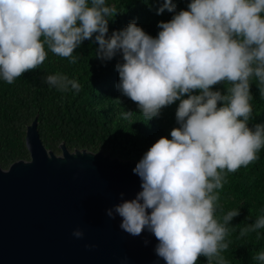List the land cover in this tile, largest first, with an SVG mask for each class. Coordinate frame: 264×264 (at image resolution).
Listing matches in <instances>:
<instances>
[{"label":"clouds","instance_id":"obj_1","mask_svg":"<svg viewBox=\"0 0 264 264\" xmlns=\"http://www.w3.org/2000/svg\"><path fill=\"white\" fill-rule=\"evenodd\" d=\"M165 9L175 11L171 0H164L157 14ZM117 13L105 0H0V77L11 84L36 69L47 57L45 45L71 57L73 64L74 50L93 36L97 58L110 60L120 51L118 90L147 120L179 101V127L171 130L170 139L160 137L135 156L125 155L127 147L115 155L100 149L132 162L131 172L141 178L136 197L114 205L107 215H119L121 229L133 236L145 229L153 233L155 252L166 264H196L200 256L209 264L214 258L226 264L220 253L228 248L227 225L239 208L218 222L214 190L226 182L225 170L248 166L264 146V126H248L249 78L255 75L264 83V0H190L187 10L158 22L155 38L134 22L106 37L109 18ZM46 81L61 91L81 87L60 74ZM223 81L231 83L230 95L212 90ZM123 115L128 119L132 112ZM261 228L264 217L241 235ZM73 235L81 238L83 232L75 229ZM255 259L264 262V252Z\"/></svg>","mask_w":264,"mask_h":264},{"label":"trees","instance_id":"obj_2","mask_svg":"<svg viewBox=\"0 0 264 264\" xmlns=\"http://www.w3.org/2000/svg\"><path fill=\"white\" fill-rule=\"evenodd\" d=\"M90 2V0H89ZM118 13L108 21V33L120 31L134 22L146 34L155 38L161 30L158 22H167L180 10H187L190 0H171L175 11L167 9L157 14L164 0H105ZM43 40V37L41 38ZM45 61L36 69L25 72L9 84L0 77V167L11 161L28 158L24 144L25 126L36 116V129L41 143L53 152L63 142L67 149L85 147L101 149L111 155L117 149L129 148L125 155L135 156L139 150H147L160 137H170L174 127H179L176 109L179 101L164 107L158 117L145 118L138 106L117 88L120 77L116 69L123 63L122 53L110 60L96 56L98 43L95 38L82 41L72 53L77 58L61 57L51 52L47 45ZM255 67V65H253ZM65 75L80 84V90L61 91L50 86L49 75ZM252 108L248 126H264V83L253 75L249 78ZM232 87L228 81L212 86L222 94L230 95ZM193 94H198V90ZM186 98V96H185ZM223 102H218L221 106ZM132 115L124 118V112ZM258 159L236 172L224 171L226 182L215 189L218 194L215 218L223 223V216L239 208V215L227 225L225 236L228 248L220 254L226 264H264L255 257L264 252V228L241 235V230L250 227L257 219L264 217V146L257 152ZM196 264H209L200 256ZM211 264H218L214 258Z\"/></svg>","mask_w":264,"mask_h":264},{"label":"water","instance_id":"obj_3","mask_svg":"<svg viewBox=\"0 0 264 264\" xmlns=\"http://www.w3.org/2000/svg\"><path fill=\"white\" fill-rule=\"evenodd\" d=\"M24 144L28 158L0 167V264H166L153 233L133 236L107 215L142 190L132 162L62 142L55 153L41 143L36 116Z\"/></svg>","mask_w":264,"mask_h":264}]
</instances>
